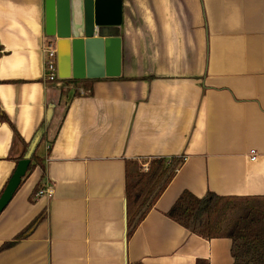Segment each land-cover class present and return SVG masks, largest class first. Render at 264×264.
Listing matches in <instances>:
<instances>
[{"label": "crops", "instance_id": "obj_1", "mask_svg": "<svg viewBox=\"0 0 264 264\" xmlns=\"http://www.w3.org/2000/svg\"><path fill=\"white\" fill-rule=\"evenodd\" d=\"M69 9L73 25L87 9L120 37L119 76L45 81V0H0V193L36 137L42 161L0 213V247L41 219L0 264H232L229 238H202L168 211L184 190L264 195V0ZM173 156L174 177L128 235L125 162ZM39 184L53 194L32 197Z\"/></svg>", "mask_w": 264, "mask_h": 264}, {"label": "trees", "instance_id": "obj_2", "mask_svg": "<svg viewBox=\"0 0 264 264\" xmlns=\"http://www.w3.org/2000/svg\"><path fill=\"white\" fill-rule=\"evenodd\" d=\"M58 81L74 86L83 82L82 79L73 78L59 79ZM11 127L15 137L21 140L15 127L13 125ZM27 149L28 145L24 144L23 153L16 161L23 158ZM181 161V157L173 156L170 159L160 157L125 162L128 235L133 232L167 187ZM145 162L147 163L146 171L142 170V165ZM36 166L42 167V161L34 152L19 186ZM41 187L39 184L34 188L32 197L36 196ZM168 216L202 238H229L232 264H264V195L220 196L208 193L199 198L184 190L168 211ZM40 219L41 215L35 218L13 240L3 243L0 249L9 247L17 240L23 239ZM197 264H208V262L198 261Z\"/></svg>", "mask_w": 264, "mask_h": 264}, {"label": "water", "instance_id": "obj_3", "mask_svg": "<svg viewBox=\"0 0 264 264\" xmlns=\"http://www.w3.org/2000/svg\"><path fill=\"white\" fill-rule=\"evenodd\" d=\"M46 35L55 41L59 79L116 77L121 70V39L85 9L81 25H73L69 0H45ZM100 26V27H99ZM51 109H48V114ZM39 137L29 145L0 195V213L24 177Z\"/></svg>", "mask_w": 264, "mask_h": 264}, {"label": "built area", "instance_id": "obj_4", "mask_svg": "<svg viewBox=\"0 0 264 264\" xmlns=\"http://www.w3.org/2000/svg\"><path fill=\"white\" fill-rule=\"evenodd\" d=\"M44 52V75L43 79L48 82H56L59 80L57 73V56H56V46L55 41L48 38L43 44ZM251 160H254L255 151H251ZM142 170H147V163H143ZM53 194V189L50 187H41L35 197L46 195L51 196Z\"/></svg>", "mask_w": 264, "mask_h": 264}, {"label": "rangeland", "instance_id": "obj_5", "mask_svg": "<svg viewBox=\"0 0 264 264\" xmlns=\"http://www.w3.org/2000/svg\"><path fill=\"white\" fill-rule=\"evenodd\" d=\"M56 82H58V81H56Z\"/></svg>", "mask_w": 264, "mask_h": 264}]
</instances>
